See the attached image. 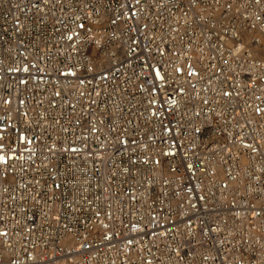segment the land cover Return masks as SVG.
I'll list each match as a JSON object with an SVG mask.
<instances>
[{
    "label": "built area",
    "instance_id": "built-area-1",
    "mask_svg": "<svg viewBox=\"0 0 264 264\" xmlns=\"http://www.w3.org/2000/svg\"><path fill=\"white\" fill-rule=\"evenodd\" d=\"M264 0H0V264H264Z\"/></svg>",
    "mask_w": 264,
    "mask_h": 264
},
{
    "label": "bare ground",
    "instance_id": "bare-ground-1",
    "mask_svg": "<svg viewBox=\"0 0 264 264\" xmlns=\"http://www.w3.org/2000/svg\"><path fill=\"white\" fill-rule=\"evenodd\" d=\"M261 50H262V52L259 55L262 56V57H264V41H263V45L261 47Z\"/></svg>",
    "mask_w": 264,
    "mask_h": 264
}]
</instances>
